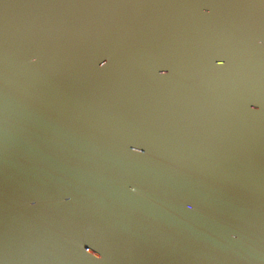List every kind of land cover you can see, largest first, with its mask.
Listing matches in <instances>:
<instances>
[{
    "label": "water",
    "instance_id": "1",
    "mask_svg": "<svg viewBox=\"0 0 264 264\" xmlns=\"http://www.w3.org/2000/svg\"><path fill=\"white\" fill-rule=\"evenodd\" d=\"M0 264H264V0H0Z\"/></svg>",
    "mask_w": 264,
    "mask_h": 264
},
{
    "label": "snow or ice",
    "instance_id": "2",
    "mask_svg": "<svg viewBox=\"0 0 264 264\" xmlns=\"http://www.w3.org/2000/svg\"><path fill=\"white\" fill-rule=\"evenodd\" d=\"M261 42V41H260ZM31 62H35L36 60H37V56L36 55H33V56H31ZM100 66H104L103 64H100ZM161 75H163V73H161ZM130 190L131 191H135V188L134 187H130ZM32 203H35V201H32ZM184 204H185V207L188 209L189 208V206H191V205H193V202L190 200V199H186L185 201H184ZM230 237L232 238V239H236V235H235V233H231L230 234ZM97 259H100L101 257H96Z\"/></svg>",
    "mask_w": 264,
    "mask_h": 264
}]
</instances>
